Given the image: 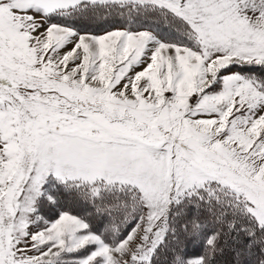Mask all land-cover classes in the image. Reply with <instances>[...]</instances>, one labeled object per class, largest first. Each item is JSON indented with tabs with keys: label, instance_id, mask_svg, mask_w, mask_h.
Masks as SVG:
<instances>
[{
	"label": "snow or ice",
	"instance_id": "1",
	"mask_svg": "<svg viewBox=\"0 0 264 264\" xmlns=\"http://www.w3.org/2000/svg\"><path fill=\"white\" fill-rule=\"evenodd\" d=\"M0 264H264V0H0Z\"/></svg>",
	"mask_w": 264,
	"mask_h": 264
}]
</instances>
